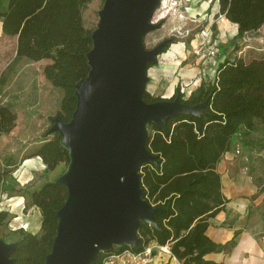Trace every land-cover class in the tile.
Masks as SVG:
<instances>
[{"label":"trees","instance_id":"obj_1","mask_svg":"<svg viewBox=\"0 0 264 264\" xmlns=\"http://www.w3.org/2000/svg\"><path fill=\"white\" fill-rule=\"evenodd\" d=\"M90 0H5L0 5L1 32L16 36L15 54L0 73V89L11 81L18 62L49 60L42 67L46 80L62 90L56 115L67 122L75 107V84L89 71L86 53L92 46L91 32L83 24L82 11ZM217 14L237 25V36L257 30L264 24V0H217ZM176 86L169 100L202 104L198 115L181 114L169 118L164 127L149 122L147 149L156 156L140 167L142 198L157 207L156 225L140 222L136 231L141 249L154 242L168 245L171 255L181 264H212L204 255L227 251L234 244L213 242L206 230L226 202L222 195L216 164L231 150L234 136L256 150H264V57L244 60L240 56L225 58L216 68L212 82L200 83L187 98ZM146 102L160 100L147 91ZM16 112L9 103H0V135L10 132ZM50 138L32 147L17 161L4 159L0 167V184L26 158L39 156L45 170L60 162H69L67 149L53 131ZM264 164H258L262 170ZM257 181H260L258 179ZM264 190V184L262 186ZM63 184L45 181L29 194L30 204L41 215L38 233L19 229L10 257L13 264H44L49 252L57 218L55 213L66 198ZM8 212L0 210V225ZM122 247L99 251L92 264H104L106 257ZM133 248V247H132Z\"/></svg>","mask_w":264,"mask_h":264},{"label":"water","instance_id":"obj_2","mask_svg":"<svg viewBox=\"0 0 264 264\" xmlns=\"http://www.w3.org/2000/svg\"><path fill=\"white\" fill-rule=\"evenodd\" d=\"M160 0H104L86 53L89 71L75 84L69 121L58 115L57 132L67 149V171L55 179L67 189L57 209L55 236L44 264H92L112 246L138 247L140 222L156 225L157 207L142 198L140 167L157 158L146 146L149 122L164 127L169 118L198 115L202 104L177 99L146 102L147 68L165 43L144 48L142 37ZM15 242L0 241V264H13Z\"/></svg>","mask_w":264,"mask_h":264},{"label":"rangeland","instance_id":"obj_3","mask_svg":"<svg viewBox=\"0 0 264 264\" xmlns=\"http://www.w3.org/2000/svg\"><path fill=\"white\" fill-rule=\"evenodd\" d=\"M4 2L0 0V5ZM103 2L90 0L86 4L82 11L85 27L96 26ZM217 7L216 0H162L158 4L152 20L160 25L144 34L142 45L150 48L162 39H168V44L161 51L162 63L158 62L160 53L157 61L148 66L149 71L158 72L148 79L146 91L150 95L167 99L178 86L187 98L200 83L212 82L217 66L225 58L264 57V24L237 36V31L232 33L233 29L227 26L228 20L217 14ZM14 43V38L0 36V73L13 58ZM48 61L21 59L11 81L0 89V103L11 104L17 116L12 132L0 135V167L7 157L17 161L43 138L51 137L48 129L59 108L62 90L52 86L42 73ZM18 167L0 184V210L8 212L7 220L0 225V241L5 244L20 236L19 229L39 232L40 228L34 230L32 223H37L40 211L30 204L29 194L43 182L53 181L65 173L68 163L60 162L52 170L32 172L27 179L14 176Z\"/></svg>","mask_w":264,"mask_h":264},{"label":"crops","instance_id":"obj_4","mask_svg":"<svg viewBox=\"0 0 264 264\" xmlns=\"http://www.w3.org/2000/svg\"><path fill=\"white\" fill-rule=\"evenodd\" d=\"M227 26L233 29L232 33L237 31L235 23L228 21ZM0 36L14 38V56L16 36L3 34L1 24ZM163 56V53L158 56L159 63H162ZM148 69L149 67L148 79L158 75L157 70ZM233 140L231 150L225 152L216 164L221 192L226 202L221 210L209 218L206 234L215 243L224 244L233 240L234 244L227 251L208 252L204 258L212 264H264V168L257 169L258 164H264V150L251 148L237 135ZM44 168L40 157L33 156L20 162L14 176L27 179L32 172L42 171ZM40 223L39 214L37 223H32L34 230L40 228ZM149 245L152 246V264H181L171 255L168 245L160 246L154 242Z\"/></svg>","mask_w":264,"mask_h":264},{"label":"built area","instance_id":"obj_5","mask_svg":"<svg viewBox=\"0 0 264 264\" xmlns=\"http://www.w3.org/2000/svg\"><path fill=\"white\" fill-rule=\"evenodd\" d=\"M161 2L162 0H160L158 4H160ZM151 22L155 21H153L151 18ZM202 34L205 35L204 31H202ZM151 260V245L148 244L142 247L141 249H134L131 246L127 245L123 249L109 254L106 257L104 264H152Z\"/></svg>","mask_w":264,"mask_h":264},{"label":"bare ground","instance_id":"obj_6","mask_svg":"<svg viewBox=\"0 0 264 264\" xmlns=\"http://www.w3.org/2000/svg\"><path fill=\"white\" fill-rule=\"evenodd\" d=\"M168 52H169V51H168ZM168 52H167V54H168ZM24 225H25V227H26V228H28V227H29V224H28V222H27V221H25V222H24Z\"/></svg>","mask_w":264,"mask_h":264},{"label":"flooded vegetation","instance_id":"obj_7","mask_svg":"<svg viewBox=\"0 0 264 264\" xmlns=\"http://www.w3.org/2000/svg\"><path fill=\"white\" fill-rule=\"evenodd\" d=\"M162 40H163V39H162ZM162 40L156 42L154 45L158 44V43L161 42ZM166 44H168V41L165 43L164 47H166ZM154 45H153V46H154ZM164 47H163V48H164Z\"/></svg>","mask_w":264,"mask_h":264}]
</instances>
